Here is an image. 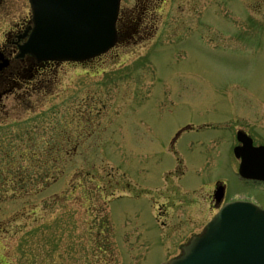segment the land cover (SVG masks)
Wrapping results in <instances>:
<instances>
[{"label":"rangeland","instance_id":"rangeland-1","mask_svg":"<svg viewBox=\"0 0 264 264\" xmlns=\"http://www.w3.org/2000/svg\"><path fill=\"white\" fill-rule=\"evenodd\" d=\"M165 1L150 40L0 103V264H162L215 214L217 181L264 207L232 152L237 131L264 144V0ZM29 17L28 0H0V45ZM203 123L221 127L170 148Z\"/></svg>","mask_w":264,"mask_h":264},{"label":"water","instance_id":"water-1","mask_svg":"<svg viewBox=\"0 0 264 264\" xmlns=\"http://www.w3.org/2000/svg\"><path fill=\"white\" fill-rule=\"evenodd\" d=\"M34 28L23 54L40 60L84 61L117 43L120 0H29ZM240 175L264 182V147L239 137ZM166 264H264V211L251 203L224 206L182 256Z\"/></svg>","mask_w":264,"mask_h":264},{"label":"flooded vegetation","instance_id":"flooded-vegetation-1","mask_svg":"<svg viewBox=\"0 0 264 264\" xmlns=\"http://www.w3.org/2000/svg\"><path fill=\"white\" fill-rule=\"evenodd\" d=\"M165 4V0H144L143 7H141V12L136 13L132 8L120 9L117 21V33L120 44L131 43L132 41L133 44H138V42H142L144 41V39L150 40L152 36L157 34L159 31L156 24L158 22L157 14L160 13L158 11H163ZM2 9L5 10V5ZM30 25V17L29 19H21L14 25L11 31H9L7 40H4L0 45V103L4 98L13 95L17 91H22L20 95H26L28 93H32V91H35L36 89H38L39 92H42L43 89H46L44 87H46L47 85H54V74L56 72V68L59 65H62V63L58 62L38 61L31 55L20 56V47L27 40V36L29 33L28 29ZM157 37L159 38V36H156V40H158ZM217 127L221 126L210 127L208 126V123H203V125L198 128L185 126L183 130L179 131L177 137H175V140L171 143L170 148H173L177 138H179L185 132L194 130L199 132L202 130H207L208 128L214 129ZM238 132L240 131H237V133ZM245 133L250 136L253 140V143H255L252 135L248 132ZM9 152L10 149H8V152L4 153V157H2V159L4 161L6 160L10 164ZM10 170L11 168L8 167V173H0V175L4 176V183H7V181H9L8 178H5V175L6 177L9 176V179L11 181ZM19 178L21 182V173L19 175ZM241 183L242 185L256 184V182H248L244 180H241ZM214 187L215 189H218L221 188L222 185L220 183H216ZM232 200H244L257 203L255 199L249 197L243 192L236 194V196L228 195V187L225 186L224 197L221 200V203L214 202V206L219 207L220 205H223ZM195 234L196 233H191L186 241Z\"/></svg>","mask_w":264,"mask_h":264}]
</instances>
